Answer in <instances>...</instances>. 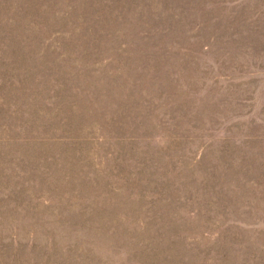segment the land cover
Here are the masks:
<instances>
[{"label":"rangeland","instance_id":"1","mask_svg":"<svg viewBox=\"0 0 264 264\" xmlns=\"http://www.w3.org/2000/svg\"><path fill=\"white\" fill-rule=\"evenodd\" d=\"M0 264H264V0H0Z\"/></svg>","mask_w":264,"mask_h":264}]
</instances>
